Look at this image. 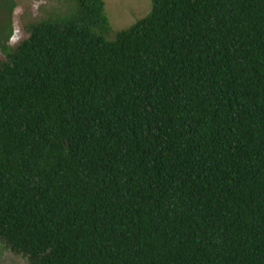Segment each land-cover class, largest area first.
<instances>
[{"label":"trees","instance_id":"obj_1","mask_svg":"<svg viewBox=\"0 0 264 264\" xmlns=\"http://www.w3.org/2000/svg\"><path fill=\"white\" fill-rule=\"evenodd\" d=\"M0 60V239L31 264H264V0H151L108 40L66 0Z\"/></svg>","mask_w":264,"mask_h":264},{"label":"rangeland","instance_id":"obj_2","mask_svg":"<svg viewBox=\"0 0 264 264\" xmlns=\"http://www.w3.org/2000/svg\"><path fill=\"white\" fill-rule=\"evenodd\" d=\"M104 14L111 30L107 36L113 40L115 34L134 25L147 16L152 7L151 0H103ZM66 0H0V60H6L3 46H14L10 41L15 34L18 42L30 34V25L63 15L70 8ZM0 264H31L27 256L14 253L0 239Z\"/></svg>","mask_w":264,"mask_h":264},{"label":"built area","instance_id":"obj_3","mask_svg":"<svg viewBox=\"0 0 264 264\" xmlns=\"http://www.w3.org/2000/svg\"><path fill=\"white\" fill-rule=\"evenodd\" d=\"M14 39H15V34H14V36L11 37L10 41H11L12 43H16V42H18V40H14Z\"/></svg>","mask_w":264,"mask_h":264}]
</instances>
